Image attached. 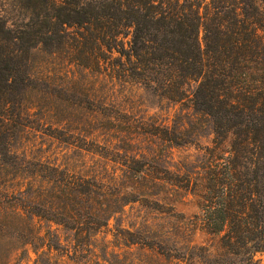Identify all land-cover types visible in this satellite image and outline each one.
Returning <instances> with one entry per match:
<instances>
[{"label":"trees","instance_id":"1","mask_svg":"<svg viewBox=\"0 0 264 264\" xmlns=\"http://www.w3.org/2000/svg\"><path fill=\"white\" fill-rule=\"evenodd\" d=\"M65 45L70 63L179 105L176 121L159 136L169 147L194 144L203 152L191 166L184 156L177 168V186L197 206L191 218L180 217L182 227L187 235L200 230L217 237L216 246H198L211 256L208 264H259L264 0H0V264H18V252L28 247L37 255L34 264L43 263L41 255L57 264L61 253L80 263L79 254L122 209L117 196L111 202L103 190L96 193L103 201L92 196L101 187L94 176L74 177L17 150L29 126L22 105L32 88V51L54 53ZM206 134L211 138L202 145ZM14 163L16 183L7 189L2 171ZM95 203L101 204L96 214ZM52 224L72 232L65 247ZM165 235L156 246L131 243L147 247L151 264H177L170 232ZM110 253H93L94 264L108 262Z\"/></svg>","mask_w":264,"mask_h":264},{"label":"rangeland","instance_id":"2","mask_svg":"<svg viewBox=\"0 0 264 264\" xmlns=\"http://www.w3.org/2000/svg\"><path fill=\"white\" fill-rule=\"evenodd\" d=\"M117 55L114 52L109 61L113 62ZM67 58L66 45L54 53L41 48L32 51V88L22 105L23 121L29 126L16 146L28 158L47 161L74 177L94 176L101 187L92 188V196L103 201L96 194L103 190L105 199L111 202L117 196L116 205L122 204L108 226L95 235L96 241L79 254V260L94 264L92 254L101 256L106 248L111 252L105 256L109 261L99 260V264H151L147 247L142 249L141 244L131 242L156 246L170 232L173 252L180 257L177 264H208L211 256L198 246H216L217 237L200 230L187 235L180 217L191 218L197 212L196 199L177 186V168L182 158L187 156L191 166L203 152L194 144L169 147L159 136V130L176 121L179 105L127 81L111 80L95 70L77 66ZM210 138L206 134L199 143L208 144ZM14 165L2 171L7 189L16 183L12 180ZM43 185L48 187L50 183ZM93 207L96 214L101 204ZM41 225L43 234L47 223L42 221ZM55 227L65 247L72 232L55 224L51 229ZM189 244L197 248L187 247ZM61 254L62 260L57 264H83ZM36 257L28 247L24 253L18 252L17 263L34 264ZM256 258L264 264V251L257 253ZM39 259L42 264L53 263L47 255Z\"/></svg>","mask_w":264,"mask_h":264}]
</instances>
